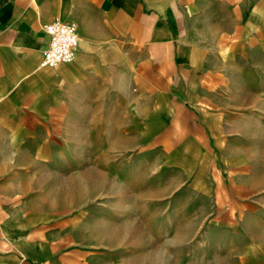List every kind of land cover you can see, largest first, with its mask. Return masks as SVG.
<instances>
[{
  "label": "crops",
  "instance_id": "1",
  "mask_svg": "<svg viewBox=\"0 0 264 264\" xmlns=\"http://www.w3.org/2000/svg\"><path fill=\"white\" fill-rule=\"evenodd\" d=\"M57 19L80 43L45 68ZM65 138L104 170L148 154L140 164L173 170L186 223L210 234L201 256L264 264V0H0V153H56ZM43 166L0 162V264H103L78 216L32 207Z\"/></svg>",
  "mask_w": 264,
  "mask_h": 264
},
{
  "label": "rangeland",
  "instance_id": "2",
  "mask_svg": "<svg viewBox=\"0 0 264 264\" xmlns=\"http://www.w3.org/2000/svg\"><path fill=\"white\" fill-rule=\"evenodd\" d=\"M65 139V149L56 153H0V162L50 168L31 169L27 196L33 208L63 213L69 223L78 216V237L92 246L103 264H212L211 254L201 256L198 248L210 234L201 232L198 224L186 223L190 217H185L178 195L184 190L173 170L140 164L148 155L142 152L123 154L115 162L127 164L113 163L104 170L101 152ZM103 176L109 179L106 184L99 182ZM9 198L5 186L1 204L7 206Z\"/></svg>",
  "mask_w": 264,
  "mask_h": 264
},
{
  "label": "built area",
  "instance_id": "3",
  "mask_svg": "<svg viewBox=\"0 0 264 264\" xmlns=\"http://www.w3.org/2000/svg\"><path fill=\"white\" fill-rule=\"evenodd\" d=\"M44 30L50 38V43L44 51L41 66L56 68L73 63L80 43L77 26L57 19L46 25Z\"/></svg>",
  "mask_w": 264,
  "mask_h": 264
}]
</instances>
